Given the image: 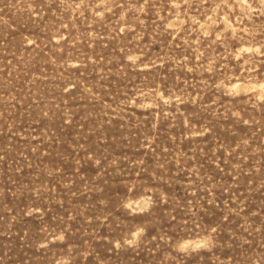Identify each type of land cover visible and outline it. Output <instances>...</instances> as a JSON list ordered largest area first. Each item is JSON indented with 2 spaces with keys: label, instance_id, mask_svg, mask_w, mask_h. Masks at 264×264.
Instances as JSON below:
<instances>
[{
  "label": "rangeland",
  "instance_id": "1",
  "mask_svg": "<svg viewBox=\"0 0 264 264\" xmlns=\"http://www.w3.org/2000/svg\"><path fill=\"white\" fill-rule=\"evenodd\" d=\"M0 264H264V0H0Z\"/></svg>",
  "mask_w": 264,
  "mask_h": 264
}]
</instances>
